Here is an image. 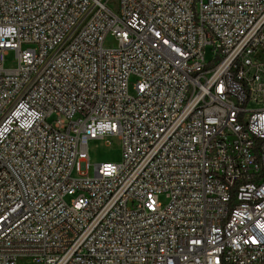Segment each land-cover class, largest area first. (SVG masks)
Instances as JSON below:
<instances>
[{
  "label": "built area",
  "instance_id": "2783aa9c",
  "mask_svg": "<svg viewBox=\"0 0 264 264\" xmlns=\"http://www.w3.org/2000/svg\"><path fill=\"white\" fill-rule=\"evenodd\" d=\"M25 259L264 264V0H0V264Z\"/></svg>",
  "mask_w": 264,
  "mask_h": 264
},
{
  "label": "rangeland",
  "instance_id": "374dc122",
  "mask_svg": "<svg viewBox=\"0 0 264 264\" xmlns=\"http://www.w3.org/2000/svg\"><path fill=\"white\" fill-rule=\"evenodd\" d=\"M206 58L207 61L212 59V51L210 49L206 50ZM3 59L4 65L7 69H15L18 66V60L16 58L15 52L13 51H7L4 53ZM131 94H134L132 89ZM261 107H263L262 103H252L248 105L250 110L260 109ZM50 122H53V119H51ZM108 142H110V144ZM89 153V164L92 167L104 163H119L122 159L121 143L117 137H108L103 141L97 140L90 142ZM74 177L79 176L77 173H75ZM67 201L70 203L71 198H68ZM161 201L164 202V197L161 198ZM27 262V259L20 260L19 264H26Z\"/></svg>",
  "mask_w": 264,
  "mask_h": 264
}]
</instances>
